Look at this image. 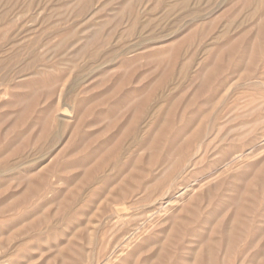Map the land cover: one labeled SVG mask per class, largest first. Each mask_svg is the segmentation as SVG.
I'll use <instances>...</instances> for the list:
<instances>
[{"label":"rangeland","instance_id":"1","mask_svg":"<svg viewBox=\"0 0 264 264\" xmlns=\"http://www.w3.org/2000/svg\"><path fill=\"white\" fill-rule=\"evenodd\" d=\"M108 1L89 0L86 6H82L80 2L77 3V0H0V23H2L0 28L5 26L9 28L6 40L1 38H5V36L4 33L0 32V60L3 58L11 59L13 56L10 67H1L3 69L0 75L3 74L5 77L14 75L16 70L21 68L22 62L28 60L31 55H38L40 58L36 61L33 69L25 72V76L29 77H24L25 80L30 81L31 74L36 73L40 78L44 79V82L36 84L34 95L31 92L28 93L26 90L20 92L22 94L27 92L26 101L31 99V101H44L47 103V101L55 102L58 100V107L61 105L64 106L65 104L70 105L72 101H75L74 106L76 107L77 101H98L99 99V101H107L105 105L97 108V111L102 112H106L115 101H128V106L125 104L118 115L119 117L122 116L120 125H123L127 119H131L133 116L130 108L144 101L145 96H148L147 101H166L171 98L172 101L183 102L196 99L197 97L195 98L194 94H196L201 83L197 78L200 72L199 70L201 65H204L210 58L209 54L199 52L197 50L198 47H210L213 44L214 49L218 45H227L229 43L227 46L228 53L222 56L219 54V59L217 60L218 69L212 72L214 74L212 81L197 99L198 102L205 101L206 98L211 96V92L215 88L218 89L220 83L223 82V85L217 92L216 101L219 103L217 104V110L214 111L217 116L213 115V118L212 116H206L212 109L211 105H206L205 109H207L208 113L201 118V123L203 124L199 131L200 136H206L208 141L212 140L207 155L210 156L211 160L215 161L216 166L211 172L205 170L203 166L198 167V169L201 168L198 170L200 171V175L197 178L200 181V187L191 196H186L184 199L186 201L194 196L202 197L207 195L208 191L213 190L211 195L214 201L217 202L218 207L215 205L212 208L214 218L212 219L211 225L194 227L195 237L197 238H191V244H186L185 246L188 248H198L195 241L201 240L206 248L212 249L217 254L218 260L223 261L226 260L225 250L227 248L233 250L237 248L245 249L248 243L250 248H247L242 260L239 261L232 254H229V264H264V234L262 239L257 240L259 235L264 233V129L255 137L254 144L246 147L244 143L239 142V135L244 137V131L235 128L241 124H247L249 127L255 123L264 122V26L261 35H257V27L261 24V19L257 14L254 16L251 15L264 3H257L252 8L244 9L240 8L237 4L235 5V0H231L232 3L227 7L223 6L215 9L211 18L206 16L203 20L190 22L189 18L183 19L181 16L182 10L173 8L168 14L166 12V4L179 3L181 0H141L133 4L134 7L130 13L126 12L123 18H115L112 22L110 21L111 17L109 15L112 16L114 11L119 9L120 0H112L110 4L105 5ZM206 1L204 0L201 3L202 9L207 7ZM197 3L199 2L195 0L188 1L190 8L194 7ZM228 7L230 8L227 9ZM208 11L209 9L203 13L205 14ZM222 14L225 16L221 17ZM44 16L50 17L51 23L50 25L46 24L47 27L53 26L52 23H54V26L58 25L60 28L58 26L57 28L61 29V31L63 29L75 28L79 32L86 28L90 34L92 31L101 29L99 32L101 33L100 36L97 38L95 36L94 38L96 40H92L95 41V45L98 42L101 43L100 48L97 49V59L99 61H106L104 68L93 69L91 65L95 63L94 61L96 59L95 57H88L90 51H87V54L86 52H81L76 54L75 57L67 58H62L59 53L56 54L48 51L47 46H45L47 38L43 34V30L46 27L44 24L41 25ZM217 17H221V19L216 20L212 30L208 31L201 40L199 38L193 39L188 45H185L175 61L170 63L165 62L166 64L162 63L160 66L152 60L145 58L144 54L146 52L143 46H146V44L141 39L149 36V33L152 31L160 33L161 31L172 28L175 32L182 26L183 29H187L190 25L194 28H200V26L207 25L213 18L215 19ZM148 19L157 22L151 23V25L149 23L146 24ZM105 20H108V22H105ZM229 21H233L231 31L219 40L214 39V36L221 32L226 22ZM6 22L9 24L5 25ZM103 23L106 24L104 25ZM245 31L248 32L249 41L248 37H245L246 39L242 37ZM77 34V36L67 41L66 49L62 51L63 54L65 52L73 53L77 49L80 43L76 39L81 36V33ZM171 36V38H166V41L163 43L147 44V47L153 48L150 46H154L155 49L161 48L165 51L163 46L169 49L180 41V39H176V36ZM184 36L185 38L189 36L186 31L183 32L180 38ZM58 38H53L50 45L56 43ZM104 39H108L109 43H105L106 41L104 42ZM97 40L98 42L96 43ZM233 40L234 43H238L234 48H232L234 46ZM136 44H142V47L134 49ZM98 45L100 44L98 43ZM168 49H166V52ZM245 49L252 50L254 56H251V52L245 54ZM126 51L130 52L128 53ZM169 51L168 53H170ZM248 64L250 66L247 69L246 66ZM247 75L253 78L249 82L244 81ZM53 76L59 79L56 85H52L50 81ZM34 77L32 75L33 79ZM82 79L84 80L81 81ZM79 81L80 84L78 85ZM70 85H73L71 99L65 96L60 98ZM49 91H52V94ZM60 92L62 93L60 94ZM3 93L6 94L3 95ZM130 93H132L131 97H129ZM11 94L12 90L10 85L6 87L0 86L1 102L13 101ZM57 97L59 98L57 99ZM41 106H38V108ZM125 107H129V109L127 110ZM143 107L145 109V106H142L138 110H143ZM18 110L19 108H15L12 112L17 113ZM4 111L9 110L6 109ZM155 112L157 110L153 113ZM159 114L163 115V117L165 115L162 111ZM189 116V114L186 115V119ZM73 117L70 121L72 124ZM149 119L150 117L141 123V127H144ZM11 122L12 119L2 121L0 123V129H4ZM25 123L26 125L28 124V122ZM197 124L198 121L191 130L180 132L179 130L182 124L178 122L172 128V131L170 130L167 134L184 137L186 134L193 132ZM24 125L18 129V132L26 129V125ZM107 126L108 121H105L100 125V129ZM85 130L90 133L95 129ZM18 132L8 139L13 146L12 151H14V154L12 160L14 162L18 158L32 162L39 158L40 153L37 152L40 146L42 147V153L47 152L51 147L47 139L42 142H37L35 141L34 135L29 133L25 137ZM224 133H228V141L220 143L219 139ZM154 134H157V131ZM139 135L141 136V134H136L132 130H129L128 138L124 142V146H127L132 138L136 139ZM114 136L115 130H110L100 141ZM216 137L218 138L215 139ZM148 143L149 141L140 138L132 143L130 150L139 156L148 157L150 155L149 151L140 150L142 146ZM20 145L22 147L19 149ZM2 147L3 141L0 140V149ZM190 149H193V147H190ZM240 152L243 154V159L240 161L233 160L234 162L228 166L226 173L223 172L219 177L205 179L206 176H210L213 172H221L222 164L233 159V156ZM203 153H205V150L198 152V154ZM81 157L83 156L79 153L66 155V161L64 160V162L67 163L79 159L80 168L74 171L73 174L83 173V170H85L84 167L88 168V165L91 164L85 158ZM176 157L174 156V158ZM106 162L110 166L111 159H108ZM34 164H26L23 167L24 169L0 176V184L6 183L5 190H0V192L5 191L0 195V202L4 201V198L9 194L15 193L18 190L17 181L25 175L26 171L32 170ZM69 174H71V171H65L64 174L59 176L61 179L60 183H58L59 180L55 179L54 181L56 183L55 193L61 196L59 197L60 200L58 199L48 203L47 200L51 199L53 194H50L51 196L45 194L40 199H31L30 202L23 206H15L9 211L0 212V264H62L61 257L57 254V251L60 250V247L65 248L66 246H72L74 250H77V247L83 246L79 249L83 250L81 252L78 250V253L85 257L86 254L88 255L90 253L91 246L89 245V248L86 245L85 239H88L91 235L99 236L101 234L100 232L103 231L101 228L107 222L106 217L101 216L98 210L100 208L97 207L99 204L98 198L103 195V191H100L97 197H90L87 193V195L82 193V198L77 197L71 202L74 204L72 206L73 209L69 208L71 203L65 201L63 197L66 187L64 186V179ZM122 185V188H126L124 184ZM108 189H111V187L106 188V190ZM183 193L184 191L181 190L178 195ZM12 201H8V203ZM130 201H132L131 198L125 202L127 204ZM109 203H104L107 215L111 214L109 210H112V205L116 204L112 201H109ZM202 204H207L206 199L202 200ZM36 205L39 208L32 212L31 210L35 209ZM219 207H222L223 210H219ZM44 208L46 209V214L44 215L47 218L44 226L37 228L35 233L32 230L25 231L24 229L37 216L43 215L41 210ZM225 208L226 210H224ZM132 213L133 210H130L129 214ZM175 213L176 211L172 210L169 217ZM54 222L57 223L56 227L44 228L46 224L49 226ZM84 222L85 224L81 225L82 227H77ZM224 222L225 225L222 226ZM163 223L164 221L162 220L153 224L154 229L150 228L149 233L151 237L159 235L162 238L163 235L159 231L163 227L169 226V222L165 225ZM86 227L87 229L83 231L82 228ZM104 230L112 232L113 228L110 225ZM139 240L135 242V248L141 244H153L152 239L143 240V243ZM19 242H23L22 244L26 246L15 247ZM75 245H77L76 248H74ZM70 255L66 253V256ZM52 256L56 257L52 259ZM185 257L188 256L185 255ZM120 258L111 264H121L118 260L122 261L124 257L121 256ZM99 259L101 261L98 259L95 261L86 259L87 261H81L79 264H95V262L97 264H105L102 263L103 258Z\"/></svg>","mask_w":264,"mask_h":264},{"label":"bare ground","instance_id":"2","mask_svg":"<svg viewBox=\"0 0 264 264\" xmlns=\"http://www.w3.org/2000/svg\"><path fill=\"white\" fill-rule=\"evenodd\" d=\"M88 1L89 0H77V3L80 2L82 6H86ZM139 1L141 0H120L119 9L115 10L112 16L109 15L111 17L110 21L113 22L115 18H123L124 13H130L134 7L133 4L138 3ZM188 1L189 0H181L179 3L166 4L165 9L167 14L171 12V9L176 8L183 11L181 15L183 19L189 18L190 22H193L194 20H203L206 16L211 18L215 9H219L223 6L227 7L232 3L231 0H207V7L202 9L201 3L204 2V0H195L199 3L195 4L192 8H190ZM111 2L112 0H109L105 5L110 4ZM234 2L235 5H239L240 8L249 9L257 3H264V0H235ZM229 8L230 7L227 9ZM208 9L209 11L204 14L203 12ZM224 14H222L221 17H224ZM256 14L259 15V18L261 19V24L257 27V35H261L264 26V4H261V7H258L251 15L254 16ZM221 17L213 18L207 23V25L204 24L205 26H200V28H194L190 25L187 29H183L182 26L175 32L172 28H169L166 31H161L160 33L152 31L149 33V36L141 39L146 44V46H143V49L146 52L144 54L145 58L152 60L160 66L162 63L164 64L165 62L170 63L175 61L181 54L182 48L185 45H188L193 39L199 38L201 40L208 31L212 30L216 20H220ZM105 22H108V20H105ZM154 22L157 21L148 19L146 24L149 23L151 25V23ZM41 23V25L44 24L46 27L43 30V34L47 38H45L47 40H45L47 42L45 46H47L48 51L56 54L59 53L62 58L75 57L78 53L86 52L87 54V51H90L88 57H95L96 59H94L95 63L91 65L93 69L104 68L106 61H99L97 59V49L100 48L101 43L98 42V40L96 43L98 42L100 45L97 43L96 45L98 46H96L94 43V40L100 36L101 33L99 32L101 29L92 31L90 34L87 32L86 28L79 32H77L78 30L75 28L63 29L61 31V29L57 28L58 25L54 26V23H52L53 26H46V24L50 25L51 23L49 16H44ZM8 24L9 23L6 22L5 25ZM232 24L233 21L226 22L223 30L216 34L214 39L219 40L227 35L231 31ZM1 25L2 23H0V26ZM8 30L9 28H7V26L0 28V32L4 33L5 36V38L1 37L2 39H7ZM184 31H186L189 36L186 38L185 36L180 38ZM77 33H81V36L76 39L80 43L78 44L77 49L73 53L65 52L63 54L62 51L66 49L67 41L77 36ZM171 35L176 36L177 40L180 39V41L174 45L175 47L173 46L174 49L173 47L168 49L163 46L165 49V51H163L161 48L155 49L154 46H150L153 48H148L149 46L147 47V44L149 45L157 42L163 43L166 41L165 39ZM95 36L96 38H94ZM55 37H59L58 41L56 43L53 42L54 44L50 45L52 39ZM242 37H248V32H243ZM249 40L250 38L248 37V41ZM104 42L107 44L109 43L108 39H104ZM232 42L234 45L232 48H234L238 43H234V40ZM228 45L229 43H227V45H215L216 47L214 49L213 44L210 47H198L197 50L199 52L209 54L210 58L204 63V65H201L199 70L200 72L197 78L201 83L196 94H194V97H197L196 99L183 102L172 101L171 98L166 101H147L148 96H145L144 101H141L140 104L138 103L132 107L130 106V111L133 116L131 119H127L123 125H120L122 116L119 117L118 115L125 104L128 106V101H115L106 112L97 111V108L102 107L107 102L99 101V99L98 101H77L76 107L74 106L75 101H72V103L70 102V105L65 104L64 106L61 105L59 107L57 105L59 103L58 100L55 102L47 101V103L44 101H31V99L26 101L27 92H31L32 95H34L36 84L44 82V79L40 78L36 73L31 74L30 81L25 80V77H29L25 76V72L29 71V69H33L36 61L40 58L38 55H31L28 60L22 62L21 68H18L14 75L5 77V75L1 74L0 86H11L13 101H0V123L12 119V122L8 124L7 127L0 129V140L3 141L4 147V149L3 147L0 149V176L19 169H24L23 167L26 164H35L33 165L32 170L26 171L25 175L17 181L18 190L15 193L9 194L4 198V201L0 202V212L9 211L15 206H23L30 202L31 199H40L45 194H53L51 199L47 200L48 203L58 200L61 196L55 193L56 183L54 181L56 179L59 180L58 183H60L61 179L59 176L64 174L65 171H71V174L64 179V186L66 187L63 197L65 201L71 203L77 197L82 198V193H87L90 197H97L98 194H100V191H103V195L98 198L99 204L97 207L100 209H97L100 211L101 216L106 217L107 222L101 228L103 231L100 232L101 234L99 236L91 235V237L85 239L86 245H88L89 248L91 246V251H89L90 253L88 255L86 254V257L78 253V250L83 246L77 247V245H75L74 248L77 247V250H74L72 246H66L65 248L60 247L57 254L61 257L62 264H79L84 260L87 261L90 259L91 261H95L97 259L100 260L99 258H103L102 263L111 264L121 256L124 257L122 261L118 260L121 264H229V254H232L239 261L242 260L247 248H250L248 243L246 246L247 248L245 249L237 248L236 250H233L227 248L225 250L226 260L223 261L218 260L217 254H215L212 249L206 248L200 239V241H195L198 248H188L185 246L186 244H191V238H197L195 237L196 235L194 231L197 226L211 225L212 219L214 218L212 208L215 205L218 207L217 202L214 201V198H212L211 195L213 190L208 191L210 196L206 193L207 195L202 197L194 196L186 201L184 199L186 196H191V194L200 187V181L197 178L200 175V171L198 170L201 168L198 169V167L203 166L205 170L211 172L216 166L215 161L211 160L210 156L207 155L212 140L208 141L206 136H200L199 131L203 124L201 123V118L208 113L207 109H205L206 105H211L212 107L210 113L206 116H212V118L213 115L217 116V114L214 113V111L217 110V104L219 103L216 101L217 92L223 85V82L220 83L218 89L215 88V90L211 92V96L206 98L205 101L198 102L197 99L212 81L214 77L212 72L218 69L217 60L219 59V54L221 56L227 54ZM141 47L142 44H136L134 49H139ZM166 49H168L167 52ZM168 51L170 53H168ZM126 52L129 53L130 51ZM249 52L252 53V50L245 49V54H248ZM251 56H254L253 53ZM12 59L13 56L11 59L3 58L0 60V72H2L4 67H10ZM247 66L246 68L248 69L250 64ZM32 75L35 76L34 79L32 78ZM252 79L251 76L247 75L244 78V81L249 82ZM58 80L59 79L56 76H53V78L50 79L52 85H56ZM83 80L84 79L81 81ZM123 80L125 81V79ZM79 84L80 81L78 85ZM25 90L27 91L26 93H20ZM72 92L73 85H70L60 98L65 96L66 98L71 99ZM49 93L52 94V91H49ZM61 93L62 92H60V94ZM5 94L6 93H3V95ZM131 96L132 93L129 94V97ZM35 98L33 99L35 100ZM58 98L59 97H57V99ZM40 105L42 106L38 108ZM142 106H145V109L143 107V110L141 109V111H139L138 108ZM194 107H196V109H194ZM15 108H19L17 113L12 112ZM125 108L127 110L129 109V107ZM6 109L9 111H4ZM155 110H157V112L153 113ZM160 111L164 112V117L159 114ZM188 114L190 116L186 119L185 116ZM72 116H74L73 124L70 123ZM149 117L150 119L146 125L141 127V123L146 121ZM105 121H108V126L100 129V125ZM197 121L198 124L193 132L186 134L184 137L167 134L170 130L172 131V128L178 122L182 124L179 131L184 132L191 130ZM25 122H28V124L26 125ZM23 125L26 129L18 132V129L23 127ZM92 128L95 130L90 133L85 130ZM235 128L244 131V137L239 135V142L244 143L246 147H250L254 144L255 137L264 129V122L258 124L255 123L249 127L247 124H241L239 127ZM110 130H115V136L100 141V139ZM129 130H132V132L136 134L139 133L141 136H134L137 138H132L130 143L127 146H124V142L128 138ZM155 131H157V134H154ZM17 132L25 137L30 133L31 135H34L35 141L37 142H42L47 139L51 144V147L47 152L42 153V147L40 146L37 152L40 153V156L32 162L25 161L23 158L15 159L14 162V160H12L14 154V151H12L13 146L8 139L13 137L12 135L17 134ZM228 133L221 135L219 139L220 143L228 141ZM140 138L149 141L148 144L140 148V150L150 152L148 157L139 156L130 150L132 143ZM217 138L218 137L215 139ZM21 147L22 145L19 146V149ZM190 147H193V149H190ZM200 150H205V153L198 154ZM73 153L82 154L83 157L81 158H85L91 163L88 165V168L83 166L85 169L83 170V173L80 172L73 174L74 171L80 168L79 159L69 163L64 162L66 155H73ZM174 156L177 157L174 158ZM233 157V159L222 164V171L219 170L221 172L216 171L212 174L210 173L211 175L206 176L205 179L219 177L223 172L226 173V171H228V166L232 165L234 162L233 160L240 161L243 159V154L240 152ZM108 159H111V163L109 162L110 166L107 164L108 162H106ZM122 184H124L126 188H122ZM23 185L24 188L22 189ZM0 187V190H5L6 183H1ZM108 187H111V189L106 190ZM181 190L184 191V193L178 195ZM4 192L5 191L0 192V195ZM129 198H131L132 201H130L131 203L127 202L126 204L125 201ZM204 199H206V205L202 204V200ZM8 201L12 202L8 203ZM109 201L116 204L112 205V210L109 208L111 214L107 215L104 203H109ZM73 205L74 204L71 203L69 208L73 209ZM36 207L31 211H36L39 208L38 205H36ZM130 210H133L132 214H129ZM172 210L176 211V213L169 217ZM219 210H223V208L219 207ZM224 210H226V208ZM41 212L43 215L37 216V218H35L26 229H24L25 231L32 230V232L35 233L37 228L44 226L47 219L44 215L46 214V209H42ZM162 220L164 221L163 225L169 222V226L163 227L159 231V233L163 235L162 238H160L159 235L151 237L149 234L150 228L154 229L153 224ZM84 224L85 222L79 224L77 227ZM110 225L113 228L112 232L104 230ZM224 225L225 222L222 226ZM56 226L57 223L54 222L49 226L46 224L44 228L48 229ZM86 229L87 227L82 228L83 231ZM263 234L264 233H261L257 240L262 239ZM142 238H144V241L152 239L153 244H141L135 248V242ZM143 240L139 241H142L143 243ZM22 243H17L15 247L19 248L26 246ZM133 246L134 248H132ZM82 250H79V252ZM66 253L71 255L66 256ZM185 255L188 257H185ZM55 257L52 256L51 258L54 259ZM95 264L97 263L95 262Z\"/></svg>","mask_w":264,"mask_h":264}]
</instances>
